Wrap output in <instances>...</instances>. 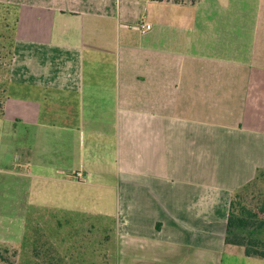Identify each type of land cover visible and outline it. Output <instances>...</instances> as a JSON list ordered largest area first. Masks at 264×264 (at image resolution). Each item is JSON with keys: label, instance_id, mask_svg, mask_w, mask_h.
<instances>
[{"label": "crops", "instance_id": "0c3cea01", "mask_svg": "<svg viewBox=\"0 0 264 264\" xmlns=\"http://www.w3.org/2000/svg\"><path fill=\"white\" fill-rule=\"evenodd\" d=\"M0 5V211L113 220L119 264H264L224 241L264 170V0Z\"/></svg>", "mask_w": 264, "mask_h": 264}, {"label": "rangeland", "instance_id": "374dc122", "mask_svg": "<svg viewBox=\"0 0 264 264\" xmlns=\"http://www.w3.org/2000/svg\"><path fill=\"white\" fill-rule=\"evenodd\" d=\"M15 20V8L0 5V104L12 57ZM251 183L238 192L236 202L262 219L264 176ZM0 212V264H119L118 253L126 250L122 245L131 249V243L115 238L113 220L47 208L20 211L12 206ZM253 237L264 241V229Z\"/></svg>", "mask_w": 264, "mask_h": 264}, {"label": "trees", "instance_id": "16d2710c", "mask_svg": "<svg viewBox=\"0 0 264 264\" xmlns=\"http://www.w3.org/2000/svg\"><path fill=\"white\" fill-rule=\"evenodd\" d=\"M186 1L193 4L197 0H180L179 2L186 3ZM263 171H259L254 180L264 176ZM250 184L252 183L242 189H246ZM238 194H235L230 202L224 236L225 244L242 247L247 257L264 259V241L253 237L258 231L264 229V218L260 219L254 211L237 203ZM259 210L264 215V201Z\"/></svg>", "mask_w": 264, "mask_h": 264}, {"label": "built area", "instance_id": "2783aa9c", "mask_svg": "<svg viewBox=\"0 0 264 264\" xmlns=\"http://www.w3.org/2000/svg\"><path fill=\"white\" fill-rule=\"evenodd\" d=\"M136 28L141 32V33H145L151 30V25L147 24V23H139L137 24Z\"/></svg>", "mask_w": 264, "mask_h": 264}]
</instances>
